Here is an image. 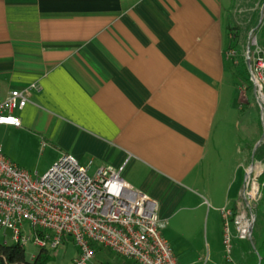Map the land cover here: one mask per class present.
Instances as JSON below:
<instances>
[{"label": "crops", "instance_id": "crops-1", "mask_svg": "<svg viewBox=\"0 0 264 264\" xmlns=\"http://www.w3.org/2000/svg\"><path fill=\"white\" fill-rule=\"evenodd\" d=\"M232 1L0 0L1 93L37 86L14 112L21 127H0L53 163L124 166L157 202L179 264L223 262L219 209L243 185L242 161L221 190L203 180L236 85L224 55Z\"/></svg>", "mask_w": 264, "mask_h": 264}, {"label": "built area", "instance_id": "built-area-1", "mask_svg": "<svg viewBox=\"0 0 264 264\" xmlns=\"http://www.w3.org/2000/svg\"><path fill=\"white\" fill-rule=\"evenodd\" d=\"M260 15L259 25L264 21V3ZM249 40L243 60L264 126V47L256 35ZM224 55L236 63L237 53L228 44ZM36 88L30 84L5 95L0 88V125L21 127L14 112L27 105ZM91 163L82 165L72 155L62 154L38 177L12 162L0 146V230H9L13 243L24 247L30 242L49 252L70 237L78 249L71 264H96V247L136 264H179L163 235L166 221L159 217L157 202L123 178L124 166L101 165L89 175ZM250 167L254 170L248 172ZM262 173L256 162L244 169L240 201L219 209L224 260L218 264H245L234 258L233 242L252 241V201L264 185L258 181Z\"/></svg>", "mask_w": 264, "mask_h": 264}, {"label": "rangeland", "instance_id": "rangeland-1", "mask_svg": "<svg viewBox=\"0 0 264 264\" xmlns=\"http://www.w3.org/2000/svg\"><path fill=\"white\" fill-rule=\"evenodd\" d=\"M261 1L262 0H233L224 17L229 27L226 32L227 43L230 41L231 48L237 53V56L234 58L236 63L233 65L239 66L242 71V77L238 79V83H235L236 85L232 82L233 87L229 93V119L228 122L223 124L219 129L220 137L216 142L218 152L212 153L211 159L209 160V170H206L203 176L204 182L207 181L206 183H210V185H213V181L218 180L219 182H216V185L220 190L222 186L221 182L226 178L229 177L230 179V177L233 176L232 173L238 161H242L243 165L241 167L242 172L239 170L238 173H235V188L238 185H241L242 176L244 182V169H247L255 162L263 167V173L258 177V181L260 184L264 183V162L262 159L253 158V152L256 148L255 145L257 142L263 138L260 144L264 143V126L261 120L260 108L253 95L252 84H249L246 80V78H248V73L242 66V61H244L243 54L250 42V35H256L258 43H264V21L261 25L258 24L259 27H257V25L249 29L247 28L251 14L256 9L259 10V23L261 7L264 3H261ZM252 29L254 31L251 33ZM229 62L232 61H228V63ZM235 123H237V126H234ZM0 146H2L4 153L19 167L33 175L36 173L38 177L45 174V172H47L49 167L53 164L51 161V155L47 150L40 151L39 147L35 146L31 143V141L27 139L21 140L17 134H13L2 127H0ZM237 146L243 150L249 149L247 153H245V159L243 153L237 152ZM251 147L253 149L252 153L250 152ZM94 170L95 166L90 169L88 172L89 175H92ZM123 178L126 179L125 175H123ZM222 178L223 180H221ZM127 179L129 180V178ZM240 199L241 197L238 196L237 200H235L231 205H235V202L238 200L240 201ZM259 209L264 210V185L260 190V196L256 198V201H252V213L256 215ZM215 214L216 217H218L217 220L220 219L219 214ZM219 224V234L221 236V245L219 248L222 251L224 249V245L220 221ZM204 225L205 220L203 221V226L201 228V243L197 246L199 255L203 258L206 256V235ZM4 233L7 237L4 236ZM9 235V230H6V232L0 230V243L4 242L5 239L7 240V243H12ZM247 242L248 241L240 240H234L233 242V256L240 263H243L247 256V252L243 249V246ZM95 249V255L93 257L94 263L103 261L109 262L110 264H124L123 259L112 252L103 249L102 247H96ZM24 250L27 259H31L32 256L36 255L39 251V249L30 242L24 246ZM77 253L78 249L76 245L73 243L72 239L68 237L60 246L50 251L52 259L47 264H71L72 259L77 256ZM180 263L186 264V261L184 262L181 260Z\"/></svg>", "mask_w": 264, "mask_h": 264}, {"label": "trees", "instance_id": "trees-1", "mask_svg": "<svg viewBox=\"0 0 264 264\" xmlns=\"http://www.w3.org/2000/svg\"><path fill=\"white\" fill-rule=\"evenodd\" d=\"M264 0L261 1V3ZM259 10L256 9L250 17V21L248 24V29L255 27L258 25V18H259ZM228 25L226 26L225 32L228 31ZM227 37V36H226ZM231 46V42L227 43ZM260 44V43H259ZM264 47V43L260 44ZM235 47V45H234ZM244 70L247 71L246 65L244 61H242ZM228 70L231 73L234 82L238 83V79L242 77V71L239 66H235L232 62L227 64ZM246 78V77H245ZM246 80L250 83L249 78ZM249 150V149H248ZM252 147L250 152L252 153ZM254 159H262L264 162V143L259 144L254 152H253ZM255 224L252 232V243L255 247V251L252 247L250 241H248L244 246L243 249L247 252L246 259L244 261L245 264H264V210L259 209L257 214L255 215ZM260 258V261H259ZM52 259V256L49 251L45 249H39L36 255L33 258L27 259L24 247L18 243H7L2 242L0 243V264H47ZM124 264H136L133 261L124 260ZM96 264H110L109 262H99Z\"/></svg>", "mask_w": 264, "mask_h": 264}, {"label": "water", "instance_id": "water-1", "mask_svg": "<svg viewBox=\"0 0 264 264\" xmlns=\"http://www.w3.org/2000/svg\"><path fill=\"white\" fill-rule=\"evenodd\" d=\"M263 137H264V131H263ZM262 139H263V138H261V139L257 142V144L255 145V147H257V146L261 143ZM251 244H252V247H253V249H254V251H255V247H254L252 241H251ZM259 261H260V258H259Z\"/></svg>", "mask_w": 264, "mask_h": 264}, {"label": "bare ground", "instance_id": "bare-ground-1", "mask_svg": "<svg viewBox=\"0 0 264 264\" xmlns=\"http://www.w3.org/2000/svg\"><path fill=\"white\" fill-rule=\"evenodd\" d=\"M264 100V99H263ZM254 167H250L249 169H248V172H250V171H253L254 169H253Z\"/></svg>", "mask_w": 264, "mask_h": 264}]
</instances>
